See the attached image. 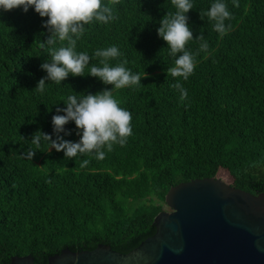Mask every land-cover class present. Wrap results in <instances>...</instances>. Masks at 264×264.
I'll list each match as a JSON object with an SVG mask.
<instances>
[{"label":"trees","instance_id":"16d2710c","mask_svg":"<svg viewBox=\"0 0 264 264\" xmlns=\"http://www.w3.org/2000/svg\"><path fill=\"white\" fill-rule=\"evenodd\" d=\"M191 2L193 38L203 34L209 48L199 51L198 40L186 44L195 54L186 81L167 75L175 58L157 34L161 18L176 11L171 0H120L112 22L86 25L77 52L115 45L122 55L110 66L126 60L133 73H146L141 84L113 92L132 114L133 134L124 146L104 149L102 160L65 158L44 143L36 149L30 138L41 130L55 139L52 117L69 95L113 86L88 75L89 65L84 76L70 74L60 84L47 82L43 94L34 91L47 75L41 64L51 60L39 48L48 18L34 7L0 9V264L27 254L48 264L65 247L92 250L99 243L127 253L156 232L154 218L172 186L220 171L235 187L264 192V0H237L238 7L222 0L231 13L224 36L200 18L216 0ZM89 63L102 67L99 58ZM178 80L188 93L183 101L171 87ZM65 128L71 135L61 133L64 139L78 142L74 121ZM29 148L32 160L22 157Z\"/></svg>","mask_w":264,"mask_h":264},{"label":"clouds","instance_id":"9594fccd","mask_svg":"<svg viewBox=\"0 0 264 264\" xmlns=\"http://www.w3.org/2000/svg\"><path fill=\"white\" fill-rule=\"evenodd\" d=\"M119 2L120 0H108V3L102 0H0V9L3 11L22 7L26 13L30 7H34L41 17L48 18L42 24L48 37L39 42V48L49 54L51 60L41 64V69L47 75L38 81L34 91L43 94L47 82L60 84L70 74L84 76V70L89 65L91 66L88 75L99 78L105 85L113 86L111 89L105 88L96 94H84L82 97L69 95L63 102L66 107H57V114L52 117L55 139L41 130L32 134L30 141L36 149L44 143L48 145L47 150L54 148L57 152L63 151L65 158L94 154L97 159L102 160L106 155L104 149L110 152L115 144L124 146L127 138L133 134L132 114L119 106L113 92L126 86L141 84V79L146 73L144 76L133 73L125 67L126 60L116 66H110L111 59L122 55L115 45L97 49L92 55L76 51L77 41L87 31L86 25L93 22H112L116 19L115 5ZM171 4L176 11H167L161 18L157 34L167 43L169 54L175 58L174 66L167 69V75L186 81L195 68V54L186 50V44L190 40H198L201 42L199 51L204 52H207L209 45L203 34L193 38L188 24L189 17L186 15L194 8L191 0H171ZM233 5L239 6L237 0H233ZM205 17L214 22L213 28L221 36L231 29L230 24L225 25V21L231 19V13L222 0H216L207 11H200V18L204 20ZM97 58L102 67L89 63ZM171 87L179 91L181 101L187 98V90L179 80ZM70 121H74L79 130L78 142L64 139V136L71 135L65 128ZM35 154V150L29 148L22 157L32 160ZM88 163L85 159L80 166L85 167Z\"/></svg>","mask_w":264,"mask_h":264},{"label":"water","instance_id":"95a60500","mask_svg":"<svg viewBox=\"0 0 264 264\" xmlns=\"http://www.w3.org/2000/svg\"><path fill=\"white\" fill-rule=\"evenodd\" d=\"M170 211L155 218L156 232L127 253L99 243L92 250L68 247L48 264H264V192L254 194L218 176L172 186ZM8 264H36L31 254Z\"/></svg>","mask_w":264,"mask_h":264},{"label":"rangeland","instance_id":"374dc122","mask_svg":"<svg viewBox=\"0 0 264 264\" xmlns=\"http://www.w3.org/2000/svg\"><path fill=\"white\" fill-rule=\"evenodd\" d=\"M218 177L222 178L223 180H225L228 183H232V178L229 175H227L224 171H220L218 173ZM165 210L170 211L171 208L169 206H166Z\"/></svg>","mask_w":264,"mask_h":264}]
</instances>
